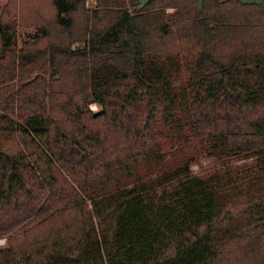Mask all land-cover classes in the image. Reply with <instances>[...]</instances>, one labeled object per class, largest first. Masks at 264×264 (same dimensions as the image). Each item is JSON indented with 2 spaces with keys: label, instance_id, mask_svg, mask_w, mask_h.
Instances as JSON below:
<instances>
[{
  "label": "trees",
  "instance_id": "trees-1",
  "mask_svg": "<svg viewBox=\"0 0 264 264\" xmlns=\"http://www.w3.org/2000/svg\"><path fill=\"white\" fill-rule=\"evenodd\" d=\"M24 2L0 4V264H264V0H47L15 50Z\"/></svg>",
  "mask_w": 264,
  "mask_h": 264
},
{
  "label": "rangeland",
  "instance_id": "rangeland-1",
  "mask_svg": "<svg viewBox=\"0 0 264 264\" xmlns=\"http://www.w3.org/2000/svg\"><path fill=\"white\" fill-rule=\"evenodd\" d=\"M27 2H32V4H28L26 2L22 3L21 5H16L15 8L17 9L18 13L24 14L26 20L23 22H18L17 18H14L13 15L11 16V19L9 20L13 21L16 20L15 24V32L12 35L11 40L13 41V44L9 47L15 50L20 49L24 46L26 42L33 41V37L31 36L34 33V24L32 23L33 20L36 18V14L39 13L40 9H44L47 16H50L51 8L48 6L47 0H24ZM8 0H0V4L3 5L7 3ZM85 7L94 8L96 5V0H85L84 3ZM166 12H172L174 8L172 6H166L165 7ZM9 17V16H8ZM52 30H54V27H51ZM3 48L1 46L0 42V54L3 53ZM36 72L31 73L32 75ZM89 107L92 111L97 112L99 107L95 102H91L89 104ZM211 163V161L207 158H203L199 161V163H193L191 166V169L193 171H200L203 168H207V166ZM5 243V237L0 238V245Z\"/></svg>",
  "mask_w": 264,
  "mask_h": 264
},
{
  "label": "water",
  "instance_id": "water-1",
  "mask_svg": "<svg viewBox=\"0 0 264 264\" xmlns=\"http://www.w3.org/2000/svg\"><path fill=\"white\" fill-rule=\"evenodd\" d=\"M148 1H150V0H139V5L140 6H143V5H145ZM203 1L204 0H196V2H197V7H198V9H201L202 8V5H203ZM240 2L241 3H260L261 2V0H240Z\"/></svg>",
  "mask_w": 264,
  "mask_h": 264
}]
</instances>
